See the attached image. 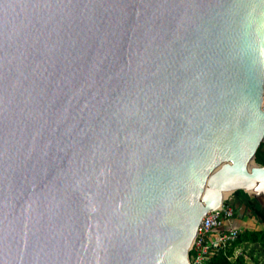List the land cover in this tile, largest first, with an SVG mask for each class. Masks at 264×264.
I'll return each mask as SVG.
<instances>
[{"label":"water","instance_id":"1","mask_svg":"<svg viewBox=\"0 0 264 264\" xmlns=\"http://www.w3.org/2000/svg\"><path fill=\"white\" fill-rule=\"evenodd\" d=\"M263 82L264 0H0V264H189Z\"/></svg>","mask_w":264,"mask_h":264},{"label":"built area","instance_id":"2","mask_svg":"<svg viewBox=\"0 0 264 264\" xmlns=\"http://www.w3.org/2000/svg\"><path fill=\"white\" fill-rule=\"evenodd\" d=\"M262 109L264 110V82L262 93ZM235 212L231 199L224 198L221 205L206 213L201 219L198 229L188 253L189 264H206L208 260L221 253L226 255L236 241L240 230L226 225L234 218ZM245 258L241 248H234L232 256L228 260H234L237 256Z\"/></svg>","mask_w":264,"mask_h":264},{"label":"trees","instance_id":"3","mask_svg":"<svg viewBox=\"0 0 264 264\" xmlns=\"http://www.w3.org/2000/svg\"><path fill=\"white\" fill-rule=\"evenodd\" d=\"M256 165L264 167V143H262L257 149L254 157ZM233 207L236 215V208L242 207L244 212H248L250 217L254 218L258 223L264 226V207H262L255 199L249 197L243 191L233 192ZM259 243L264 248V231L260 230H244L242 231L236 241L233 243L231 249H229L226 255L221 253L211 257L206 264H246L245 258L237 256L234 260H228L227 257L232 256L234 248H240L241 244ZM243 253L244 250L242 249Z\"/></svg>","mask_w":264,"mask_h":264},{"label":"crops","instance_id":"4","mask_svg":"<svg viewBox=\"0 0 264 264\" xmlns=\"http://www.w3.org/2000/svg\"><path fill=\"white\" fill-rule=\"evenodd\" d=\"M241 209L243 210V208ZM242 214L240 213L239 215H234V218L226 223V225H230L241 232L244 230L264 231V226L262 224L256 222L254 218L250 220L249 216H247V213H244L243 215ZM253 221H255L256 224H253ZM240 248L244 250V255H246V264H264V248L261 247L259 243H243L241 244Z\"/></svg>","mask_w":264,"mask_h":264},{"label":"rangeland","instance_id":"5","mask_svg":"<svg viewBox=\"0 0 264 264\" xmlns=\"http://www.w3.org/2000/svg\"><path fill=\"white\" fill-rule=\"evenodd\" d=\"M226 198H228V200L231 199V201L234 202V200H233V193L227 195V196L225 197V199H226ZM261 201H262V203L264 204V199H261ZM241 208H242V207H238V208H236V215H239L240 213L242 214V213L244 212ZM244 213H247V216H249L250 220H252V217H250V215L248 214V212H244ZM244 213H243V214H244ZM243 214H242V215H243ZM255 221H256V220H255ZM255 221H253V224H256ZM256 222H257V221H256Z\"/></svg>","mask_w":264,"mask_h":264},{"label":"bare ground","instance_id":"6","mask_svg":"<svg viewBox=\"0 0 264 264\" xmlns=\"http://www.w3.org/2000/svg\"><path fill=\"white\" fill-rule=\"evenodd\" d=\"M229 194H231L230 192H226V193H224V195H223V198H225L227 195H229Z\"/></svg>","mask_w":264,"mask_h":264}]
</instances>
